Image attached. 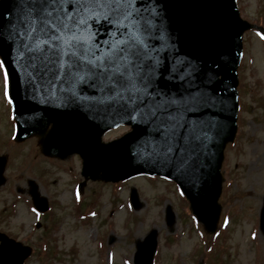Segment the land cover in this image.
<instances>
[{
    "label": "rangeland",
    "instance_id": "rangeland-1",
    "mask_svg": "<svg viewBox=\"0 0 264 264\" xmlns=\"http://www.w3.org/2000/svg\"><path fill=\"white\" fill-rule=\"evenodd\" d=\"M236 1L244 20L260 24L264 0ZM261 36H243L238 73L245 86L240 102L247 108L239 111L235 141L224 152L221 211L213 235L195 221L177 187L159 178L117 184L88 181L77 191L82 181L78 157H43L35 138L14 143V121L0 74V156L6 158L0 231L32 247L24 264H133L137 247L151 232L156 236L152 264H264V236L258 228L264 202V106L252 100L264 99ZM127 130L108 131L102 141ZM29 180L49 202L44 214L31 210L29 198L16 192L28 189ZM132 188L136 209L129 202Z\"/></svg>",
    "mask_w": 264,
    "mask_h": 264
},
{
    "label": "water",
    "instance_id": "water-1",
    "mask_svg": "<svg viewBox=\"0 0 264 264\" xmlns=\"http://www.w3.org/2000/svg\"><path fill=\"white\" fill-rule=\"evenodd\" d=\"M154 3L160 12L163 43L170 46L160 55L166 57L165 63L175 64L176 69L187 66L183 72L174 69L172 73H165L168 79L161 80V87L169 94L180 93L185 97L211 96V103L203 104L196 115L186 117H202L215 125L212 138L206 142L194 169L180 172L172 165L156 162L148 155L152 150L150 138L140 136L132 122L111 114L103 105L83 101V107H56L51 100L44 101L42 93L33 95V85L25 70L9 57L6 71L16 121L15 136L17 141L37 136L41 151L47 156L64 159L78 154L84 180L118 182L138 175L171 179L181 188L198 221L211 233L220 210L217 199L221 190L222 153L236 132V68L241 54V35L251 27L239 19L234 0H154ZM12 7L11 0H0V15L7 16ZM153 43L159 46L160 41ZM121 124L130 125L132 131L115 141L101 142L106 131ZM3 166L4 160H1L0 185ZM30 195L39 211L47 209L46 201L39 197L33 183ZM131 202L137 206L134 192ZM260 227L264 233V209ZM3 239L0 235L2 243ZM154 247L152 233L139 246L135 263L150 264ZM1 252L0 264H21L29 249L19 245L6 247L3 243Z\"/></svg>",
    "mask_w": 264,
    "mask_h": 264
},
{
    "label": "snow or ice",
    "instance_id": "snow-or-ice-1",
    "mask_svg": "<svg viewBox=\"0 0 264 264\" xmlns=\"http://www.w3.org/2000/svg\"><path fill=\"white\" fill-rule=\"evenodd\" d=\"M11 2L8 15H0V74L9 105L10 57L25 70L33 95L42 93L56 107L103 105L150 138L148 155L156 162L180 172L196 167L215 125L186 117L211 96L185 97L161 87L165 73L187 66L176 69L160 55L170 46L163 43L154 0Z\"/></svg>",
    "mask_w": 264,
    "mask_h": 264
},
{
    "label": "bare ground",
    "instance_id": "bare-ground-1",
    "mask_svg": "<svg viewBox=\"0 0 264 264\" xmlns=\"http://www.w3.org/2000/svg\"><path fill=\"white\" fill-rule=\"evenodd\" d=\"M138 243H139V240H138Z\"/></svg>",
    "mask_w": 264,
    "mask_h": 264
}]
</instances>
